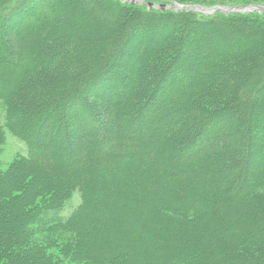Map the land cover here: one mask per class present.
Listing matches in <instances>:
<instances>
[{"label":"trees","instance_id":"obj_1","mask_svg":"<svg viewBox=\"0 0 264 264\" xmlns=\"http://www.w3.org/2000/svg\"><path fill=\"white\" fill-rule=\"evenodd\" d=\"M21 1H12L11 8L2 14L4 40L0 35V78L4 85H0V138L5 141L10 134L23 141L28 153L21 157L22 165L37 168L45 178L54 182L55 187L65 185L68 195L79 189L82 202L70 216L61 215L63 207L47 212L54 211V215L59 216L62 222L60 230H71L78 251L87 249L82 238L89 231L92 233L83 221L89 213L86 199L99 190L91 207L104 211L109 207L105 201L106 194L96 187L106 175L115 179L113 192L120 191L127 198L141 202L152 197L157 199L149 207L150 216L138 225L139 232L148 236L153 246H158L157 251H149L143 264H190L188 260H192V264L199 260L202 264H264V253H258L260 243L264 242V223L253 235L238 238L235 244L214 239L215 245L211 242L201 245V240L191 236L196 233V226H200L198 219L201 214L210 209L216 216L218 214L213 200L194 195L192 191L202 186H208V192L212 191L213 196L222 191V205L226 201L234 202L229 199L234 193L241 198L264 190V109L256 117L258 137L253 138L251 146L249 144L246 149L238 139L239 117L233 111L226 107L209 111L199 105L203 93L218 88L230 78L231 74L227 72L229 65L224 68L222 64L231 61L232 49L244 50L250 40L235 37V31H225L217 20H195L175 60L153 83L152 78L144 76L141 70L156 67L161 43L172 37L171 30L179 23L161 17V14L156 18L143 17L133 26L144 36L140 39L149 47V53L140 57V68L133 70L132 75L122 74L121 67L125 66L127 70L133 60L120 59L114 68L107 66L104 72L97 71L89 83L83 81L78 88L75 83L67 110L79 117L86 130L76 133V137L70 132L63 138L61 127L54 129L59 119L27 126L22 119L24 101L19 99L21 104H15L18 101L17 88L27 84L31 93L41 91L44 85L42 81L34 80L35 73L46 71L49 62L57 63L59 60L62 62L60 67L64 68V58L73 54L68 50L66 39L58 41L54 34L49 33L54 28L49 15L53 1L41 0V9V6L33 5L39 0L30 1V5H21ZM32 5L28 18L20 21L17 13ZM193 13L190 11L189 15ZM45 44L50 49L43 53L41 49ZM138 45L140 47L141 44L137 41L136 48ZM126 52L133 55L132 49ZM76 75L70 80L74 82ZM77 90H80L79 94ZM84 93L106 100L110 111L104 107L99 109L83 99ZM262 94L264 88L260 96ZM43 113L45 110L39 114ZM53 114L51 111L49 116L53 117ZM87 120L94 121L95 126H84ZM130 166L136 179L134 183L123 178L124 168ZM119 184L122 186L117 189ZM172 186L174 190L171 191ZM8 191L5 181L0 179V198L5 197ZM117 206L116 213L125 214L137 205L131 207L124 200ZM106 211L109 222L112 216L109 209ZM143 213L147 214L145 210ZM224 227L228 229L227 224ZM20 237L16 244L26 245L27 237L23 230ZM168 242L177 243L180 248L176 249ZM220 248L235 251V254L219 258ZM12 250V247L0 246V264H17L20 261L21 256L14 260L8 255L13 253ZM242 259L248 261L241 262ZM129 263V259L120 258L110 264Z\"/></svg>","mask_w":264,"mask_h":264},{"label":"rangeland","instance_id":"obj_2","mask_svg":"<svg viewBox=\"0 0 264 264\" xmlns=\"http://www.w3.org/2000/svg\"><path fill=\"white\" fill-rule=\"evenodd\" d=\"M12 1L14 0H0V35L3 40L2 14L11 8ZM51 1L54 5L53 10L47 12L54 28L49 33L54 34L58 41L66 39L69 43L68 50L73 54L64 58L66 62L64 68L60 67L62 62L59 60L60 62L57 63L49 62L46 71L35 73L34 80L42 81L44 85L41 91L31 93V88L29 89L27 84L17 88L18 101L15 104L18 105L21 100L24 101L22 119L27 126L35 125V123L43 125L50 119L55 121L59 119L54 129L61 127L63 138L70 132L76 137V133L85 131L79 117L67 110L68 99L74 94L71 88H74L75 83L77 88L83 81L89 83L97 71L104 72L107 66L114 68L113 65L120 59L133 60L129 67L131 70L129 68L126 70L125 66L120 69L122 74L132 75L133 70L140 68V57L149 53L148 43L140 39L144 36L139 34L133 26L143 20V17L155 16L153 18H156L161 14V17L171 18L179 24L175 29H170L172 37L161 43L156 67L141 70L144 76L152 78L153 83L175 60L179 47L190 35L195 20H217L220 24L222 23L225 31H235V37L250 40L244 50L237 47L232 49L231 61L222 64L224 68H226L225 65H229L230 70L227 72L231 74L230 78L223 81L218 88L203 93L199 98V105L205 106L209 111L222 107L233 111L239 117L238 139L242 140L246 149L249 148V144L251 146L252 139L258 137L259 128L256 125V117L264 109V95L260 96L264 88V10H253L248 13L232 12V15L218 11L208 14L194 12L190 16L189 10L178 7L201 6L204 9L217 6L264 7V0H138V6L133 8L123 0ZM146 3L161 4L166 8L148 9ZM34 4L37 5L36 7L41 6L39 9L42 8L41 0ZM33 5L29 9L23 8V11L17 13V18L21 19L20 21L27 19V14L32 10ZM58 41L54 44L57 45ZM137 41L143 49L141 53H139L141 49L139 45L136 48ZM47 49H50V46L45 44L41 51L44 53ZM129 49L133 51L132 56L126 52ZM120 70L118 73H121ZM76 73L77 79L73 82L70 79ZM0 85H4L1 78ZM79 91L77 90L78 94ZM82 97L99 109L104 107L108 112L110 111L106 100L98 99L94 94L84 93ZM12 102L13 100L10 101ZM44 110L45 113L39 114ZM51 111L55 113L53 117L49 116ZM86 125L95 126L92 120L85 121L84 126ZM6 137L5 141L0 138V179L5 181L9 191L5 197L0 198V246L12 247L13 253L9 252L8 255L14 260L17 256H21L17 264H90L91 262L110 264L113 260H120V258L129 259V264H143L149 251L158 248L153 246L149 237L139 232L138 228V225H142L144 219L150 216L148 214L149 211L151 212L150 205H153L157 199L152 197L143 203L127 198L120 191L113 192L116 185L115 179L104 175L96 187L106 194L105 201L109 204L106 210L109 209L112 220L107 222L106 210H100L96 206L91 207L92 201L99 195V190L92 191L93 195L86 199L89 213L83 220L84 224L92 229V233L89 231L84 235V239L82 238L87 249L78 251L75 237L70 234L71 230H60L62 222L59 216H55L54 211L47 212L49 209L63 207L61 215L70 216L82 202L79 189L68 195L65 185L55 187L54 182L45 178L40 170L31 165H22L21 157L27 155V145L10 134ZM131 171V166L125 167L123 178L134 183L136 179ZM243 174L245 170L242 176ZM121 186L122 184H119L117 189ZM208 189V186H202L192 191L194 195L207 196L213 200L216 205L214 210L218 211L217 216L213 209H210L199 217L200 226H196V233L191 236L201 240V245L207 242L214 244V239L235 244L238 238L253 235L260 229V224L264 223V190L250 197L241 198L234 193L229 197L234 202L226 201L221 205L222 191L213 196L212 191L208 192ZM170 190H174V187H170ZM124 200L128 201L131 207L137 206L131 208L128 213L121 214L118 211L116 213L117 205ZM145 205H148V208ZM144 210L147 214H141ZM226 224L228 229L224 227ZM22 230L27 237V244L19 246L16 243L21 240ZM168 243L176 249L180 248L177 243ZM259 247L261 250L258 253L263 254L264 242L260 243ZM218 251L219 258H227L230 254H235V251L229 252L225 248H220ZM246 260L242 259L241 262ZM188 263L192 264V260H188ZM196 264H202V262L199 260Z\"/></svg>","mask_w":264,"mask_h":264},{"label":"water","instance_id":"obj_3","mask_svg":"<svg viewBox=\"0 0 264 264\" xmlns=\"http://www.w3.org/2000/svg\"><path fill=\"white\" fill-rule=\"evenodd\" d=\"M123 1H128L129 3L131 4H136L138 3L139 1L138 0H123ZM160 8V9H165L166 6L165 5H155L153 3H149L148 4V9H152V8ZM178 8H186L187 10L189 11H194V12H200V13H204V14H208V13H214L216 11L218 12H223V13H232V12H240V13H248V12H251L253 10H264V7H261V6H250V7H245V8H234V7H221V6H217V7H214L212 9H204L203 7L201 6H179Z\"/></svg>","mask_w":264,"mask_h":264},{"label":"bare ground","instance_id":"obj_4","mask_svg":"<svg viewBox=\"0 0 264 264\" xmlns=\"http://www.w3.org/2000/svg\"><path fill=\"white\" fill-rule=\"evenodd\" d=\"M30 1H32V0H22L21 1V5H23V4H26V5H30L31 3H30ZM15 12V11H14ZM12 13V12H11Z\"/></svg>","mask_w":264,"mask_h":264}]
</instances>
